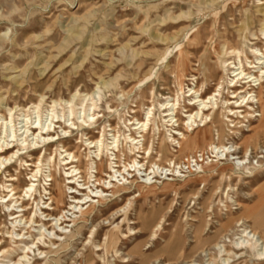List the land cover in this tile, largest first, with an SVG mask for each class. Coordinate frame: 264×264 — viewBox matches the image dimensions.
I'll use <instances>...</instances> for the list:
<instances>
[{
  "label": "rangeland",
  "instance_id": "374dc122",
  "mask_svg": "<svg viewBox=\"0 0 264 264\" xmlns=\"http://www.w3.org/2000/svg\"><path fill=\"white\" fill-rule=\"evenodd\" d=\"M261 1L0 0V16L4 15V19L0 18V114L8 118L9 110L15 115L24 112L31 123L36 119L32 106L39 104L44 123L47 121L46 109L52 100L64 101L73 97L77 109L81 101L90 103L83 97L91 94L97 101L94 112L98 116L91 124H83L75 117H71V121L55 123L52 134L58 140L49 143L46 152L41 149V143L24 149L19 142L10 143L15 146L13 152L20 149L17 156L22 161L16 160V156L7 163L11 166L6 171L1 172L3 167H0V194H6L5 186L9 185L6 180L8 175H13L17 178L13 183L28 202L29 197L23 190L30 184L31 167L24 163V160L29 161V153L43 156L45 172L49 154L59 149L58 143L62 141L81 153L80 168L93 167L85 161V153L90 159L95 157L93 149L84 151L87 137H97L102 127L106 130L107 143L111 142L110 134H117L120 142L124 134L137 137V130L128 125L129 121L144 120L148 107L153 113L144 141L140 142L149 148V158L143 159L147 154H138L143 157L136 158L135 150L130 153L124 147L122 154L116 153L119 156L117 164L122 166L124 160L136 158L148 169L152 161L164 167L162 174L150 175L147 180L148 186L151 183L150 192L139 196L134 184L117 178L124 189L114 196H106L100 204L95 203L91 216L79 223L78 230L72 229L74 239L67 240L66 247L53 257L59 259L58 264H84L81 256L86 254L89 246L86 242L92 226L104 219L103 223L112 222L109 225H101V222L97 234L90 239L99 243L103 234L122 220L123 216L118 215L124 212L128 213V221L121 224L120 235L127 236L122 237L118 250L128 262L115 260L116 264H264V138L260 129L263 121H258V117L247 120L227 116V107L235 100L230 99L234 89L231 86L237 80V77L233 78V64L227 63L238 64L239 57L245 73L258 74L250 62L255 63V50L264 51ZM196 33L199 34L198 45L189 48L190 39ZM231 49L240 53L232 54ZM179 51H188L189 62L182 70L176 69L172 73L181 57ZM206 57H210L208 62L214 69L207 78L201 67V60ZM224 59L228 61L225 65L218 61ZM243 77H238L240 82L235 84L236 88L242 84L240 78ZM189 88L198 89L202 98L216 93L214 109L218 119L204 128L197 123L193 132L185 131L180 123L176 129L195 136V139L189 146L178 148L170 141L169 126L162 117L160 104L178 98L176 116L183 119L184 109L191 108L187 106L192 97L187 96ZM262 91L264 96V89ZM225 99L231 101L226 104ZM252 105L254 109L257 107ZM63 108L60 103L56 111H64L67 115V109ZM70 122L83 125L77 129L67 128L71 132L66 136L61 129ZM205 129L209 132L205 133ZM76 141L80 143L76 144ZM209 143L233 146L237 157H243L247 152V164L238 165L230 157L222 159L221 154L211 153ZM200 154L203 156L202 167L177 170L190 155ZM61 158L56 154L52 172L64 185L67 181L59 163ZM102 158L107 172L106 165L114 160L109 152ZM46 174L43 173L37 186L41 193L42 187L51 183ZM134 179L135 182L141 180L140 172ZM69 186L64 188L63 203L52 211L54 216L69 208L70 195H73L69 194ZM117 209H120L117 218L110 219L109 215ZM8 212L9 209L0 202V238L6 242H9L7 231L13 229ZM239 221L244 223L242 227L255 231L263 243L254 245V249L241 244L237 231L241 227L236 224ZM131 222L134 224H129ZM19 225L14 230L21 228L22 222ZM128 227L137 233L129 235ZM34 229L33 225L28 228L30 234L36 235ZM16 236L17 232L13 233V237ZM230 250L235 256L229 254ZM17 254L11 255L12 260L17 259ZM37 255L34 251L28 258L33 260ZM109 260L110 255L107 256ZM89 261L100 264L94 258ZM37 264H44V260H38ZM49 264L56 263L50 260Z\"/></svg>",
  "mask_w": 264,
  "mask_h": 264
},
{
  "label": "bare ground",
  "instance_id": "6f19581e",
  "mask_svg": "<svg viewBox=\"0 0 264 264\" xmlns=\"http://www.w3.org/2000/svg\"><path fill=\"white\" fill-rule=\"evenodd\" d=\"M259 4L263 5L264 8V0H262ZM0 18L4 19V15H1ZM7 19L9 18L7 17ZM198 37V33L192 36V38L190 39L189 48L197 47ZM255 51L257 52L255 63L250 62V64H253L251 65V68H257V75L250 74L249 72L245 73L243 65L238 56V64L234 62L227 63L228 61H226L225 59L218 61L222 62L224 65L226 63L229 65L233 64V78L237 77V80L235 81L236 85L240 82L238 81V77L241 75L245 76L243 78H240L243 82L241 85H238L237 88L235 87V84L231 86V88L234 89L231 91L232 96L230 97V99L235 100L232 103H229L230 107H227V112L229 111V114L227 116L247 120H249L250 118L258 117V121H263L262 127H260V129L262 131L261 135L264 138V96L262 91L264 89V51ZM179 53H181V57L176 65V68H174L172 71L170 70L172 73L176 69L178 71L182 70L185 67L186 63L189 62L188 51H179ZM215 53L217 52L215 51ZM230 53L238 55L240 51L231 49ZM204 59L201 60V67L205 77L207 78V76H211V73L214 69L213 65L208 62V60H210V57H206ZM230 81L233 82L232 80ZM188 92L190 93L187 96L192 97L188 100L187 106L191 108L184 109V114L182 115L183 119H180L176 116L179 107L178 98L173 99L171 102H169L170 100H167L166 102L160 104V108L162 109L163 113L162 117L164 118L165 123H168L167 126H169L170 141L175 142L174 144H176L178 148H181V145L189 146L194 142L195 139V136L192 137L190 135H185L183 132L176 129L180 123L181 126L184 127L185 131L193 132L198 127L197 123H201V127L204 128L207 126V123L209 124V122H214V120L218 119V113L214 109V107L217 105V102L214 99V97L216 96L215 92L205 98H202L200 96L198 89L189 88ZM83 99L90 100V103L83 104L81 101L79 103L80 106L77 109L74 108L73 97L64 101L52 100L46 109L47 121H45L44 123L41 121L39 104H35L32 106L33 111L36 114V119L31 123L28 122L29 119L27 118V114L24 112L15 115L12 110H9L8 118H5L0 114V167H3V170L1 172L6 171V169L11 166V164L7 163H10V161L17 156L18 151L20 150L19 148H17V150L13 152L15 146L14 144L11 145L10 143L19 142V145L24 146L22 149H24L25 146L28 145L35 146L41 143V149L46 152L48 150V144L54 142V140L56 139L58 140V138L54 137L52 134L55 128V123L60 124L61 120H63V122L69 120L71 121V117H75L83 124H87L88 122H90L88 124L95 123L98 118V116H96L97 112H94V109L97 107V101L93 99L91 94H85ZM230 99H225L223 100V102L227 104L229 101H231ZM60 103L64 106L65 109H67V115L64 111H61L59 113L56 111V106H60ZM253 103L257 105V110L256 108H253ZM256 112L257 114L254 115ZM152 118V109L148 107L144 120L138 121L137 119H134L136 123H130L129 121L128 125H132L133 130H137L138 136H132L131 133L124 134L121 142L117 134H110L111 138L109 139H111V142L107 143L105 137L106 130L104 129V127L98 130L97 137L92 139L87 137L85 140L87 147L84 148V151L86 149H93L95 157L90 159L88 153H85L84 156L85 158H87L85 160L86 163L90 162L89 165L93 164V167L85 166V168L83 169L80 168L81 153L77 152L76 150L70 149L68 146L64 145L62 141H59V149L56 148L52 153L49 154L47 164L45 166L47 169V171H45L47 172L45 176L48 177V181H50L51 183L48 184V187H42L43 185L41 184L42 193L44 194H42L37 189V186L40 183V178L41 176H43V173H45L43 171L44 168L42 165L43 156H34L33 154L35 153H29L28 156L30 157V159L29 161L24 160V163L26 164V166L31 167L29 169L30 184L26 185L23 190L24 195L29 197L27 200L28 202L26 203L21 193L18 192V186L13 183L17 180V178L13 175H8V180H6V182L9 183V185L5 186L7 189V191L5 190L6 194H0V202L4 207L9 209L8 216L11 217V224L13 227L12 230L7 231V238L9 239V242H6L2 238H0V264H37L38 260H44V264H49V261L53 260L56 264H58L59 259H53V257L57 256V254L66 247L67 240L74 239L75 234L72 229L75 228V230H78L80 228L79 223L85 222V218L91 216L92 211L95 209V203L100 204L105 200L106 196H114L119 190L124 189V187H122L123 183L120 184V182H118L120 180L124 179L125 181L123 182L134 184V188H136L138 192L137 196L147 195L151 189V183L149 186V183L147 184L149 176L162 174L161 171L164 170V167L159 163L150 161V166L147 169L144 167V163L136 160V158L141 159L143 157L138 154H147V156L143 157V159L145 160L149 158V148L144 147L143 143L140 142L144 141V137L146 136L145 133L148 128L147 126L149 122H151ZM16 121H19V123H16ZM18 124L21 125L18 127ZM82 125H76V123L70 122L68 126L65 125L64 127H62L61 132H63L64 135L68 136L71 130H68L67 128L77 129ZM125 127H127V125H125ZM128 131H130V129H128ZM204 132L208 133L209 131H206L205 129ZM137 138L141 139L138 140ZM179 139L181 141H179ZM78 143H80V141H76V144ZM208 145L211 153L216 155L221 154L222 156H224V158L222 159L230 157L231 160L237 162H235L236 164H247L245 160L247 152L243 154V157H237L234 156V152L236 149H233V146H228L227 144L223 145L222 143H209ZM3 146H5V148H3ZM124 147L130 153L135 150L137 156L133 159L130 157L131 161H126L127 163L124 160V162H122V166H119L117 164L119 163V156L116 153L122 154L124 151ZM74 148L76 149L77 146L75 145ZM33 149L35 150V148ZM108 152L114 162H108V164L106 165L108 171L106 172L104 171L102 157L104 155L107 156ZM56 154L59 157L62 156V158L59 160L61 162L59 163H61L65 174V179L67 181V183L64 185H62L59 177H55L52 172L53 167L56 164ZM191 156L192 155H190V157ZM94 159H97V161H95ZM16 160L22 161V159H20V157L18 156ZM176 164L177 163H175V165ZM92 169L93 171H91ZM138 172H140L141 180L139 182H135L134 178L137 176ZM207 172L208 171H206V173ZM126 176H129L130 180H128V177ZM119 177L121 178L117 181V178ZM67 185H70L68 187L69 194H73L70 195L71 201H69V208L66 211L62 209L58 216H54L52 211L56 210L58 206L63 203L62 200L65 195L64 188ZM10 204H12V207H10ZM119 212L120 209L113 211L109 215V218H117L116 215ZM127 215V212L119 214L118 216H123L122 220L111 227L109 231L105 232L103 234V239L99 243H94L90 239H93L97 234L98 227L100 226L101 222V225H109L112 222L108 221L106 223H103L104 221H106V219H104L92 226L89 232V239L86 242V244H89V246L86 248V254H82L81 256L82 262L84 264H92V261H89V259L91 258H94L95 262H100V264H116L115 260H120L123 263L128 262V259L125 260V257H123L121 252L118 250V245L121 243L122 237L127 236L126 234L120 235L121 224L124 221H128ZM37 218H39V220H37ZM21 222L23 224L22 227L14 230L15 227L20 226L19 224ZM129 224H134V222H131ZM236 224L237 227H241V229L237 230L240 232L238 239L241 240V244H244L245 247L249 246V248L251 249L252 247H255L256 244L258 246V243H263L262 241H260L262 239H260V236L255 231L247 229V227L245 226L242 227V224L244 223H240L239 221ZM32 225L35 228L34 232L36 235L30 234V232L28 231V228H30V226ZM127 229L129 231V235H134L137 233L129 227ZM20 231H23V233L20 234ZM16 232L17 236L13 237V233ZM232 246L234 247V245ZM34 251L38 252L37 257L33 260L29 259L28 255L30 253L34 254ZM14 252H18L16 260H12L11 258V255ZM254 252L256 251L254 250ZM230 253H232L231 250L229 251V254ZM232 254L235 256V253ZM108 255H110L111 257V260L109 261H107ZM257 255L259 254L257 253ZM225 261L228 262V260Z\"/></svg>",
  "mask_w": 264,
  "mask_h": 264
},
{
  "label": "built area",
  "instance_id": "2783aa9c",
  "mask_svg": "<svg viewBox=\"0 0 264 264\" xmlns=\"http://www.w3.org/2000/svg\"><path fill=\"white\" fill-rule=\"evenodd\" d=\"M202 159H203V156L201 154L191 157L188 160H186L184 163H182V165L179 166L177 170L178 171H188L192 169H197L201 167Z\"/></svg>",
  "mask_w": 264,
  "mask_h": 264
}]
</instances>
